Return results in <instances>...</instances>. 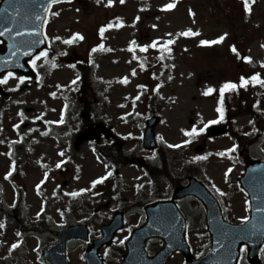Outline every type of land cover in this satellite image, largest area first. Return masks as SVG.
Instances as JSON below:
<instances>
[{"label": "rangeland", "instance_id": "1", "mask_svg": "<svg viewBox=\"0 0 264 264\" xmlns=\"http://www.w3.org/2000/svg\"><path fill=\"white\" fill-rule=\"evenodd\" d=\"M170 2L176 7L165 9L164 5ZM250 5V13L244 0H114L111 4L109 0H72L52 6L45 32L55 45V55L48 52L47 58L37 61L34 78L21 83L19 77L24 75L15 72L16 76L7 83H0V203H4L0 205V263L16 264L23 259L25 264H45L44 245L40 247L42 236L20 233L21 226H42L41 220L49 226L43 231L60 229L72 222L86 224L95 235L100 234L101 226L110 222L118 210L106 195L92 188V181L108 172L124 177L126 187L133 191L128 194L132 201L140 198V188L145 190L148 202L169 195L168 183L159 181L158 188L153 190V180L141 167L122 164L115 169L97 148L111 143L117 134L127 150L145 158L153 157L154 152L138 147L137 139L143 135L150 109L156 110L162 119L156 128L158 137L171 145L180 144L179 148L185 151L184 157L172 153L174 173L180 171L186 160H195L197 156L210 158L207 175L220 190L233 192L230 200L234 221L248 216L246 194L233 187L245 164L239 158L233 161L227 154L219 155L233 148L232 138H206L204 132L193 139L186 130L217 119L219 89L226 81L237 82L240 74L260 73L264 78V0H250ZM108 25L116 28L109 29ZM188 28L199 34L182 35ZM78 32L83 40L65 42ZM224 33L228 35L223 42L200 44L203 39H216ZM170 39L173 43L169 45ZM133 40H138L140 47L149 45L147 53L152 65L148 69L131 52ZM153 41L159 46L151 47ZM101 44L104 47L97 53ZM232 45H236L238 54L231 50ZM160 47H170L172 51L160 59ZM89 51L96 66L94 88L98 95V109L92 115L85 114L74 102L79 74L69 61L87 59ZM244 56H251L252 61L244 60ZM124 77L128 78L127 83ZM155 86L156 108L148 101V93ZM209 88L215 91L208 93ZM243 96L249 105L260 103L257 109L262 108L261 118L255 124L264 131V85L249 83ZM224 107L233 119L236 114L237 125L252 122L244 109ZM61 120L63 123H55ZM218 124L223 125L224 120ZM185 140L190 143H183ZM201 143L206 147L199 153L196 147ZM60 161L64 163L57 167ZM80 189L89 191L79 192ZM73 192L79 194L70 195ZM137 211L128 214L116 244L124 241L131 226L138 225L142 217ZM192 215L189 236L201 249L205 246V229L198 212L193 210ZM48 237L52 241V236ZM22 240L24 254L14 252L12 245L19 246ZM85 250V245L74 247L69 254L71 263L84 264ZM107 250L103 248L101 255ZM173 264H182V257L175 258Z\"/></svg>", "mask_w": 264, "mask_h": 264}, {"label": "water", "instance_id": "2", "mask_svg": "<svg viewBox=\"0 0 264 264\" xmlns=\"http://www.w3.org/2000/svg\"><path fill=\"white\" fill-rule=\"evenodd\" d=\"M48 5L49 0H3L0 4V39L3 41L0 45V75L11 69H17L24 74H32L27 61L40 49L47 47V41L43 34V23L49 8ZM33 27L38 28L39 31L35 33L26 31ZM3 62L5 63L3 64ZM155 124V120L149 122L146 136L147 147L153 145ZM135 162L141 163L139 160H135ZM254 165L255 167H253ZM245 176L243 184L251 194L252 215L250 220L242 226L223 224L216 202L199 184L193 182L191 186L182 189L177 194V196L194 194L207 204L208 224L214 248L204 259L193 260L185 252L183 248L185 222L171 202L148 208V220L140 229L136 230L134 236L127 243L128 254L122 264H133V244L139 242L144 245L146 239L155 236H162L166 243L163 253L156 257L155 264H165L166 259L175 249L184 251L187 264H217V261H220V264H236L239 247L242 243L253 246L250 248V260L252 263H257V253L264 241V162H249ZM122 225V215L118 214L110 225L103 228L104 238L97 242L87 255L89 264H101L97 253L98 248L103 242L109 241L112 234ZM223 225L226 226H224V230H222ZM85 234L84 227H74L63 231L59 235L58 243L45 250L47 262L49 264H67L65 259L66 241L72 237H86ZM221 235L224 237L220 239ZM171 236H175L176 239H171ZM220 240L231 243L225 257V250L222 248ZM134 259H139V257L134 255Z\"/></svg>", "mask_w": 264, "mask_h": 264}, {"label": "snow or ice", "instance_id": "3", "mask_svg": "<svg viewBox=\"0 0 264 264\" xmlns=\"http://www.w3.org/2000/svg\"><path fill=\"white\" fill-rule=\"evenodd\" d=\"M58 2H59V0H49V5L48 6L50 7L52 4H56ZM113 2H114V0H109V4H111ZM120 2L124 3V0H120ZM252 2H254V0H252ZM97 3H99V0H97ZM244 3H245V6H246L248 12L250 13L251 10H252L251 9V5H250V0H244ZM42 7H43V5H42ZM175 7H176V4L174 2H170V3L166 4V5H164L165 9H173ZM46 10H47V8H46ZM58 14L59 13H53V15H58ZM193 15H194V13H193ZM37 19H40V17H37ZM138 19H139V17H137V20ZM112 26L113 25H108V27H112ZM153 27H156V25H153ZM6 31H7V29H6ZM26 31H30V32L35 33V32H38L39 29L33 27L31 29H26ZM104 31H105V28L102 27L100 29V35L101 36H103ZM198 34L199 33L194 31L192 28H188L185 32L182 33V35H184V36H196ZM17 35H20V33H17ZM169 35H171V34H169ZM227 35H228V33H224L223 35H220L216 39H211V40L203 39V40L200 41V44L201 45H214V44H217L219 42H223L224 39L227 37ZM77 38L80 39V40H83L84 36L81 33L78 32L71 39H69L68 41H65V42L66 43H73V42H75V40ZM57 39H59V37H57ZM40 42H42V41H40ZM172 43H173V41L170 39L168 41V44L170 45ZM132 44L134 46H136L137 42L135 40H133ZM158 46L159 45L157 44V42L153 41L151 47L156 48ZM99 47L103 48L104 46L101 44V45H99ZM148 47H149V45H147V44L143 45L144 50H147ZM231 47H232V51L234 53L238 54V49H237L236 45H232ZM29 50L31 51L32 49L30 48ZM134 50H135V48H133V51ZM92 51L95 52L96 48H93ZM167 51L171 52L172 49L169 47V48H167ZM42 57L43 58H47L48 57V50L47 49H45L43 51H40L33 59L30 60V63H31L33 68H37L38 67L37 61H39ZM243 59L248 61V62L252 61V57L251 56H244ZM13 76H16V73L13 72V71H9L6 76H4L3 78H0V83H7L8 79L13 77ZM169 78H171V77H169ZM30 79L31 78L28 77V76H20L19 77V81L21 83H23L26 80H30ZM73 82H75V81H73ZM124 82L125 83L128 82V78L127 77H124ZM249 83L264 85V78H262L260 73H254V74H252L250 76H243L242 75L239 78V82H235V81H231V80L226 81L222 85V87L219 89L220 100H219V106L217 108V112L219 113L217 119L208 120L207 123H205L203 127L197 128V127L194 126L190 130H186V134L189 137L198 136L199 134L206 132L210 125L218 124L221 121H223L225 119V112H226V109L224 107V94L226 92H228V91H238L241 87L247 88ZM17 87H19V85H17ZM140 87H144V85H141ZM207 91H208V93H212V92L215 91V88H209ZM53 95H55V93H53ZM138 98L139 97H137V99ZM21 115H22V113H21ZM36 119H39V117H37ZM55 123H63V120L57 121ZM14 127L18 128L19 125H14ZM129 135H131V133ZM161 139H163V137H161ZM0 143H2V141H0ZM183 143L187 144V143H190V141L189 140H185V141H183ZM180 146H181L180 144L171 145V147H174V148H179ZM237 147H238V145H233V148L228 149L227 152L231 153ZM61 155H63V152H61ZM219 155L223 156V155H225V153L221 152V153H219ZM206 158H207L206 156H204V157H201V156L195 157V159H197V160L206 159ZM63 163H64V161H60V163L57 164V167H60V165L63 164ZM12 171H15V161H13ZM12 171H9L7 173V176L10 177L12 175ZM227 171H228V173H230L232 171V168H229ZM111 175H112V172H108L106 176H101L98 179L93 180L92 181L93 187L96 184L103 182L105 179H107V176H111ZM226 175H227V173H226ZM45 179H47V176H45ZM42 183H43V181H42ZM37 188H39V185H37ZM86 191H89V189H80L79 190V192H86ZM78 194H79L78 192L70 193V195H73V196L78 195ZM38 215H39V213H38ZM242 219L243 220H247L248 217H243ZM125 239H127V237H125ZM120 243H123V241H120ZM17 246H18L17 244H13L12 245L13 248H16Z\"/></svg>", "mask_w": 264, "mask_h": 264}, {"label": "trees", "instance_id": "4", "mask_svg": "<svg viewBox=\"0 0 264 264\" xmlns=\"http://www.w3.org/2000/svg\"><path fill=\"white\" fill-rule=\"evenodd\" d=\"M74 66L78 69L80 76H81L79 90L75 96V103H77V105H79L85 112L94 113L96 112L98 108L97 95L94 91V81H93V76H94V71H95L94 65L90 59H86V60L80 59V60L74 61ZM241 95L242 93L240 94V96ZM238 96H239V93L235 95L236 98H238ZM236 100L239 101V99H236ZM244 107L246 110H250L251 113H253L258 118L257 114L251 110L252 109L251 107H249L247 104H244ZM253 110H255V108H253ZM119 148L122 151L121 147ZM104 150H105V156L109 158L111 161L115 163L117 162L119 163L120 161H123L124 154H122V156H121V153L120 155H117V153L114 152V148L105 147ZM112 154H115L116 157L114 158ZM161 159H162L163 166L167 168V163H168L167 158L165 157V155H163V153H162ZM152 167L153 169L149 168V171L152 174H155L157 172V168L154 166ZM166 174L168 176L170 175L168 172Z\"/></svg>", "mask_w": 264, "mask_h": 264}]
</instances>
